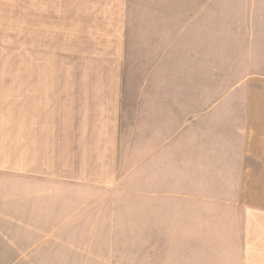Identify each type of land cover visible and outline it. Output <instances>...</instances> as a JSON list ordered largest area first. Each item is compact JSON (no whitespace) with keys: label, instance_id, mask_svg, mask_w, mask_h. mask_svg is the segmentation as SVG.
Masks as SVG:
<instances>
[{"label":"rangeland","instance_id":"obj_1","mask_svg":"<svg viewBox=\"0 0 264 264\" xmlns=\"http://www.w3.org/2000/svg\"><path fill=\"white\" fill-rule=\"evenodd\" d=\"M172 1L174 23L181 14L189 19L196 15L197 1L204 4L199 16L204 56L185 58L175 41L166 74L151 80L143 73L126 77L116 163L110 169L117 182L108 193L70 196L57 201L51 214H33L45 228L70 227L54 234L56 254L17 261L30 252L28 245L0 247V264H246L247 216L241 202L237 196L209 195L214 182L228 189L233 179L229 169L214 163L216 151L232 146L245 128L246 114L264 112L261 51L246 41L245 32L261 10L249 8L254 0H183L188 3L183 9L182 0ZM5 2H0V117L8 114L16 121L20 83L26 79L20 0ZM188 31L191 38L197 30L190 26ZM179 32L174 24V37ZM197 161L199 169L193 168ZM182 178H188L185 184L195 178L210 184L206 196H161L188 190L197 194L196 185L182 189Z\"/></svg>","mask_w":264,"mask_h":264},{"label":"crops","instance_id":"obj_2","mask_svg":"<svg viewBox=\"0 0 264 264\" xmlns=\"http://www.w3.org/2000/svg\"><path fill=\"white\" fill-rule=\"evenodd\" d=\"M173 8L172 0H20L26 79L20 83L18 119L0 117V247L28 245L30 252L17 261L56 254L54 234L70 231L64 224L45 228L33 214H51L57 201L70 196L108 193L117 182L110 169L116 163L126 77L143 73L151 80L166 74L175 41L185 58L204 56L199 29L204 4L197 1L200 11L190 19L181 14L175 23ZM249 8L261 10L245 32L246 41L261 51L257 55L264 71V0L252 1ZM174 24L180 26L176 37ZM190 26L197 30L191 38ZM244 121L232 146L216 151L213 160L218 168L229 169V188L214 182L209 196H237L247 216L244 261L264 264V112L248 113ZM193 165L202 167L200 161ZM183 180L188 178H182V189L196 185L197 194L161 196H206L210 184Z\"/></svg>","mask_w":264,"mask_h":264}]
</instances>
